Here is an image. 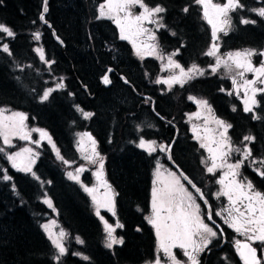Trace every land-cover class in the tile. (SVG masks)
<instances>
[{
    "label": "trees",
    "instance_id": "obj_1",
    "mask_svg": "<svg viewBox=\"0 0 264 264\" xmlns=\"http://www.w3.org/2000/svg\"><path fill=\"white\" fill-rule=\"evenodd\" d=\"M92 1H48L49 11L45 18L62 46L52 39L50 28L38 21L40 0L0 2V23L10 26L16 33L14 39H6L12 55L0 52V107L24 113L27 125L47 132L64 159L70 165L74 164L72 166L82 160L75 136L83 132L93 136L97 151L104 157V177L116 193L115 209L119 208L124 224L121 231L116 229V236L123 237L125 243L114 245L112 249L104 246L106 232L81 187V183L90 185L89 172L84 173L80 183L70 180L53 149L34 134L33 139L39 141L38 154L32 165L35 176L14 170L7 164L5 152L0 153V264H56L52 260L54 249L41 228V224L51 217L68 236L65 246L68 252L61 258V264H140L151 257V232L138 219L136 209L142 210L147 205L154 156L132 143L141 135L145 139L168 143L174 130L150 110L146 100L121 84L118 78L108 88L100 86L98 78L109 66L118 69L138 94L149 96L160 117L177 126L174 157L178 163L181 159L185 165L192 162L190 148L181 146L189 143V138L181 139L176 120L181 106L185 111L192 110L184 104V95L188 93L207 99L214 116L233 125L228 133L233 143H239L241 136L253 135L256 137L254 146L258 143V150H262L261 154L257 153L264 156V119L263 123L253 122L239 107L236 111L231 110L234 98L227 97L220 89V83L224 90L227 88L225 82L201 77L186 84L182 91L178 92L181 87L175 85L173 91L158 93V86L149 82L156 71L155 62L147 58L138 61L132 56L128 47L117 40L110 21L95 19L97 14ZM146 2L150 6L161 4L167 8L164 21L170 32L176 33L173 36L161 30L157 32L162 51L177 49L182 41L186 44L188 35L192 38L195 34L193 29L185 30L189 26L188 19L182 17V5H177L176 0ZM31 31L41 33L44 61L33 50ZM257 34L251 40L257 44L264 42V32ZM205 47L201 42L193 48H180L182 51L176 60L181 57L197 60ZM144 70L149 72L148 77H144ZM61 78L65 88L41 102L42 91L55 87ZM80 85H85L93 97L89 98ZM76 105L94 115L85 120ZM0 147H3L1 141ZM5 174L12 179L4 181L2 176ZM46 197L51 199L53 210L43 202ZM99 212L103 214V211ZM135 225L141 231H133ZM77 236L83 244L77 243ZM82 256L90 259L84 260Z\"/></svg>",
    "mask_w": 264,
    "mask_h": 264
},
{
    "label": "snow or ice",
    "instance_id": "obj_2",
    "mask_svg": "<svg viewBox=\"0 0 264 264\" xmlns=\"http://www.w3.org/2000/svg\"><path fill=\"white\" fill-rule=\"evenodd\" d=\"M194 3L201 7L204 20L211 25L212 43L204 53V55L215 59V63L209 65L211 72L215 74L221 68L225 69L231 75L234 90L237 94H239L241 89L243 90V111L245 113H252L251 118L253 120L264 119V116L258 115L254 111V108L264 106V60L258 66L253 63L254 56L264 57V50L257 51L254 48H245L221 54L219 43L221 39L219 34L222 33L223 36H228L234 27L232 14L246 9L257 17L264 19V7L247 8L243 0H222V2L194 0ZM136 7L141 10L139 14H135L133 11ZM189 10L188 6L182 9L184 13H188ZM48 11V0H42V11L39 14V21L45 24L48 23L45 18V14ZM166 12L167 8L164 5L157 4L150 6L146 0H103V2L99 3L98 15H96L95 19L111 20L119 29L120 39L131 42L136 55L140 59H144L145 56H154L161 61L166 60L167 63L161 64V71H167L169 75L166 78L158 76L153 83L167 85V89L170 92L174 85H179L183 88L197 77L204 76L205 69L195 62L185 68L174 58L180 54V48L175 49L167 55L161 50L156 32L162 29L169 30L162 15ZM146 23L154 25V29L145 27ZM240 23L243 25H254L257 21L241 15ZM48 26L51 27L50 24ZM0 34H5L7 38L14 39L16 37L14 30L5 23H0ZM33 35L37 41L41 39L39 31L33 33ZM171 35L175 36L176 33L171 32ZM143 36H147V40L150 42L141 41L138 46L137 40ZM57 38L59 39V37ZM182 47H184L183 44L181 45ZM0 51L12 55L8 43H3L0 46ZM36 51L40 54V59L44 61V51L39 48ZM47 63L51 64L53 61H47ZM111 71L112 69L109 68L108 72ZM246 73H252L253 78L248 79L245 75ZM146 75L148 74L146 73ZM237 77H239L242 83L238 82ZM121 79L126 84L130 83L125 77H121ZM102 82L105 85L112 83L107 73L102 77ZM64 88L65 84L61 78L56 83L55 88L49 87L43 92L40 96V101H47L53 92ZM221 91L225 90L222 88ZM228 94L231 95L232 93ZM258 94L261 95L262 99L258 100ZM188 100L195 103L198 109H206L209 113L212 112V107L207 99L189 95ZM145 103L152 104V110L157 116L160 115L156 111L154 102H152L150 97ZM76 110L82 114L85 120L90 119L94 115L92 112L83 110L79 105H76ZM9 111L6 107H0V137L3 138L4 145L11 146L12 136L18 137L21 140H30V133L26 131L27 126L24 123L27 119L26 115L18 111H11L10 114H6ZM233 111H236L235 107H233ZM200 115V111L190 114L188 117L189 121L193 117L199 119ZM160 118L164 119V117ZM213 121L218 126V130L210 138L207 135L201 136L199 126L195 124L192 127V132L194 138L199 142L200 148L206 150L208 153L207 157L202 155L200 161L202 165H205L206 172L215 175L218 169H227V171H223L216 181L220 185V189L215 193V196L217 198L226 197L229 206L221 211H216L214 215L221 217L228 228L233 229L235 233L245 237L244 241L235 239V249L243 264H264V260L258 255V248L253 246L255 242H260V245L264 246V192L257 190L254 182L248 177L242 176L240 172L242 166H245L246 162H248V165H259L254 167L253 171L259 177L264 178V158L259 160L253 158L254 150L249 145L254 143L256 140L255 136L244 135L241 141L243 147H235L231 137L228 135L229 129L233 128V125L215 116H213ZM204 123L205 125L208 123L207 118H205ZM31 131H38L41 139L47 137L48 143L56 154V158L63 161L66 165L69 164V161L64 159L60 154V150L56 147L47 132L41 129H31ZM208 131L205 128V132L207 133ZM77 135L79 137L77 147L81 152L84 151L83 143L85 138L91 144L90 154L83 155V159L89 164L98 165L97 170L93 172L98 181V187H88L82 183L81 187L92 196L93 202L97 206V215L100 214V207H104L115 216L114 196L116 193L113 192L111 185L104 179V157L97 151V141L88 132L78 133ZM109 142L111 143V139ZM35 143L39 146V141ZM175 143L174 139L171 143L165 144L157 143L156 140H146L143 135L139 137L136 145L138 148L145 150L149 156L157 152L167 154V159L174 168L171 171L164 170L166 171L167 178L160 181L163 185L162 187L155 186L157 181H153L151 215L145 216V220L155 230L157 240L156 250L157 253L163 252L167 257L165 264H182L173 253V249L175 248L183 250V255L187 258L183 264H203L202 254L210 251V245L214 241L218 242L224 233L223 230L219 233L214 230L219 229L220 225L216 224L211 211L206 213V219L207 221H211L212 224L210 225L205 221V215L202 214L201 205L197 201L202 200L205 205L208 204V201L205 199V194L201 188L184 173L176 162L174 157ZM3 152H5V149L0 147V153ZM232 153H239L240 158L230 163L229 158ZM6 155L12 167L17 169V171L31 173L35 176L32 165L35 163L36 154L33 153L31 148H24L14 154L6 153ZM154 159L155 174L160 176L163 164H161L158 158L154 157ZM209 161H211L210 164L208 163ZM84 171V167H79L75 169V172L69 171L67 176L70 180L80 183V174ZM238 177L240 178L238 179ZM2 179L9 181L12 177L5 174L2 176ZM182 180L187 185H190L194 191H190L185 186V183H182ZM99 187L106 190L104 193L105 199L102 203L95 195ZM13 190H15L14 185ZM43 202L49 208H53L51 199L46 197ZM101 220L104 222V231L107 234L104 246L112 249L114 245H123L125 243L123 237L118 238L115 233L116 229L123 228L124 225L119 220H117L115 226L108 223L103 217H101ZM54 224L55 221H50L48 224L41 225V227L47 233L48 240L56 250L52 256V260L56 264H61V258L68 252L64 244L67 234L63 229L59 233H54L50 227V225ZM136 231H141V228L137 227ZM76 241L79 244L84 243L79 236L76 237ZM72 254L80 255V253ZM82 259L89 260L90 258L82 256ZM223 259H227V257H223ZM146 264H161V257L157 254L154 260L148 261Z\"/></svg>",
    "mask_w": 264,
    "mask_h": 264
},
{
    "label": "flooded vegetation",
    "instance_id": "obj_3",
    "mask_svg": "<svg viewBox=\"0 0 264 264\" xmlns=\"http://www.w3.org/2000/svg\"><path fill=\"white\" fill-rule=\"evenodd\" d=\"M100 2H103V0H93L92 1L94 12L97 15H98V6H99ZM214 2H222V0H214ZM243 3L247 6V8L264 7V0H243ZM176 4L177 5L181 4L182 9L185 6L189 7L190 10L188 13H184L183 11H181V14L183 15L182 16L183 18L188 19V25L189 26L185 27V30L187 32H189L190 29H193L194 33H195L192 35V38L189 37V35H188V39L186 40L187 45L185 44L184 41H182V43L179 44L178 48H181L182 44L184 45V47L187 46V48H193V47L199 45L201 42H203L206 46L202 50L203 55L201 57H198L197 60L193 61L191 59H185V58L181 57V59L179 58V62L184 67L191 66L193 64V62H195L200 67L204 68L205 72H209L207 68H209L210 63L213 64L215 59L212 57H208V56L204 55V53L208 50L210 44L212 43L211 25H209L204 20L202 9L199 5H196L194 3V0H176ZM133 11H134V9H133ZM178 14H180V13L178 12ZM162 15L165 17L164 14H162ZM241 15L246 17V18H249V19H254L257 21V23L254 25L253 24L243 25L240 23V16ZM232 16H233V26L234 27L229 32L228 36H223L222 33L219 34L221 36V39L219 41L220 53L226 54L230 51L243 50L245 48H254L257 51L264 50V42L257 44V41L251 40L254 37V35H258L257 33L264 32V19L257 17L254 13H251V12L247 11L246 9L242 10V11H238L237 13L232 14ZM108 21H110V23L113 26V32L115 33L117 40H119V42H122L126 47H128V49L130 51V43L131 42H129L128 40H121L120 34H119V29L116 27V25L111 20H108ZM161 31H164L166 35H171V32L169 30L162 29ZM157 32H156V35H157ZM170 37H172V36H170ZM240 37H242V38H240ZM145 38H146V36L140 37L138 39V41H143V40H145ZM236 39H239V41H236ZM170 51H174V50H169L167 52H170ZM180 51H182V50L180 49ZM181 56H183V54H181ZM174 58L176 59V57H174ZM147 59H150V58H147ZM150 60H153V59H150ZM262 60H264V57H261L258 55L253 57L254 65L258 66ZM119 74H121L119 72V70L113 68V71H111L109 74V78L112 81L111 84H114L113 80L117 79ZM245 75L248 79L253 78L252 73H246ZM201 77H212V78H215V79H218V80L225 82L227 84V88H225L224 93L227 95V97L234 98V101H232L234 104H231V110H233V107H235V108L239 107V110H241L243 113H245L243 111L244 93H243L242 89L239 91L240 93H242L240 95L236 94L234 91L232 92L231 95H229L228 93H231L230 88H232L231 82L229 81V79H227L225 77H220L216 73L215 74H205L204 76H200L197 78H201ZM230 80L232 81V79H230ZM238 80H239V78H238ZM239 82H240V80H239ZM111 84L109 86H111ZM220 85H221L220 89H222V88L224 89V86L221 83H220ZM100 86H101V84H100ZM257 86H260V85H257ZM182 89L183 88H180V91H182ZM167 92H169V91H167ZM187 95L201 97L200 95H195V94H190V93H188ZM257 98H258V100L262 99L260 94H258ZM143 100H147V99H143ZM184 104L188 105V107H190V109L193 110L194 106H193L192 102L185 101ZM254 111L258 115L264 116V106H262L261 108H254ZM186 112H189V111H185L184 107L181 106L180 110H179V114H178V119H176V120L178 121V125H179L178 127L181 130V133H180L181 139H183L185 136H188V138H189V143H183L181 146H183V149H185L187 146L190 148L189 153H190V157L192 158V162L189 165L188 164L185 165L184 161L182 159H181L182 162H180V163H178L177 161L176 162L179 164L180 168L184 171V173L186 175H188L195 182V184L201 188V190L205 194V199H207V201H208L207 205H205L202 200L197 201V203H199L201 205V211H202V214L205 215V221L207 223H209L210 225L212 224L211 221H207V219H206V213L208 211H211L213 213V219L215 220L216 224L220 225L219 229H214V230L218 231V233L221 230H223V233H224V235L222 237H220L218 242L214 241L213 244L210 245V251H206L205 253L202 254L203 264H243V261L240 259V256L236 252V249H235V239H239L241 241H244L245 237L240 236L237 233H235L233 229L228 228V226L224 223V221L221 217L214 215V213L216 211H221L222 209L227 208L229 206L228 200L226 197L217 198L216 196L213 197V195H211V191L217 186V182H216L217 179L220 177V175L223 173V171H227V169L226 168L225 169H218L217 173L215 175H211V174H208L206 172L205 167L200 163V159H201L200 156L203 155L204 149H201L199 144L198 145L196 144V142L192 139V135L188 132L187 127L184 124H181V119L183 118V114ZM211 114H212V116H214L213 111L211 112ZM245 114L248 115L250 121H253V122L261 121L263 123V120H253L251 118L252 113H245ZM176 129H177V126H176ZM177 134H178V132H177ZM176 137H177V135H176ZM242 139H243V136H241V138L239 139L240 140L239 143H233V145L234 146L240 145ZM163 142H165V141H163ZM168 143H165V144H168ZM132 144L136 148H138L136 146L137 145L136 143H132ZM252 144H250L249 147L253 148V150H254L253 158H255L257 160L264 158V156H262V155L260 156L258 154V153H260V154L262 153L261 152L262 150L261 151L258 150V148H259L258 143H256V146H254L255 143H252ZM138 149L141 150L140 148H138ZM141 151H143V150H141ZM159 154L163 156L162 161L164 163H166V165L169 167L170 171L174 170V168L172 166H170L169 163L167 162L165 153L159 152ZM181 155L183 156L184 153L181 152ZM153 156H154V154H153ZM232 158L234 160L238 159L236 157H232ZM229 162L233 163L230 160H229ZM257 166H259V165H248V162H246L245 166H242L240 172H241L242 176H246L254 182V185H255L257 190L264 192V178L259 177L253 171V168L257 167ZM154 168H155V159H153V166H152V170L150 172L151 177H152V172H153ZM201 174H202V178L199 177V175H201ZM239 178L240 177H238V179ZM104 179H105V177H104ZM182 182L185 183V186L188 187L190 191H193L191 189L190 185H187V183L183 180H182ZM152 185H153V182L151 179L150 180L149 196L147 199V205L144 206L142 208V210H140L139 208L136 209V213H138V215H137L138 219L142 222L143 226H147L149 228V230L151 232V239H152L151 257L149 258V260H144L140 264H146V262L154 260V256H155V245H156L155 242L157 241L154 237V231L155 230L145 220V216L151 215ZM115 212H116V215L113 216L111 212H109L107 209H105L103 211L102 217L104 218V220L108 221V223L112 224L113 226H115V223L117 222V220H119V222L121 224H123V221L119 215V208H116ZM225 215H226V213H225ZM109 221H111V222H109ZM102 224H103V230H104L103 220H102ZM137 227L138 226H136V225L133 226V231H136ZM122 229L123 228H118L119 231H121ZM136 232H139V231H136ZM115 235H116V233H115ZM106 236H107V234L105 235V238H106ZM253 246L258 248V255L261 257L262 260H264V246H261L260 242H255L253 244ZM180 252L183 253V250L179 249V248L173 249V253L176 254L177 259L182 262L183 257L181 256ZM223 257H227V259H223Z\"/></svg>",
    "mask_w": 264,
    "mask_h": 264
},
{
    "label": "rangeland",
    "instance_id": "obj_4",
    "mask_svg": "<svg viewBox=\"0 0 264 264\" xmlns=\"http://www.w3.org/2000/svg\"><path fill=\"white\" fill-rule=\"evenodd\" d=\"M141 10L138 8V7H136L135 9H134V13L135 14H139V12H140ZM147 24V23H146ZM145 24V27H147V28H150V29H154V25H151V24H147L146 25ZM31 33L33 34V33H35V31H31ZM6 39H8L7 37H6V35L5 34H0V46H2V44L3 43H6ZM144 42H150V41H148L147 40V36H146V38H145V40H143ZM32 42H33V50H34V52L36 53V55L38 56V57H40V54L36 51V49H42L41 48V45H40V40H36L34 37H32ZM140 43H141V41H138L137 40V44H138V46L140 45ZM116 51V50H115ZM130 51H131V54H132V56H134L136 59H138V61H140V60H142V59H140L137 55H136V51H135V49L133 48V46H132V43H130ZM1 52V51H0ZM164 52V51H163ZM173 51H170V52H164L166 55L167 54H170V53H172ZM144 58H150V59H153L154 61H155V69H156V72L155 73H153V78L151 79V81H149V82H151V84L150 85H156V86H158L157 88H158V93H164V92H167L168 91V89H167V85H163V84H155V83H153V81L159 76V77H164V78H166L168 75H169V72H167V71H161V64L162 63H167V61L165 60V61H161L160 59H158V58H156V57H154V56H145ZM215 63V60H214V62H213V64ZM211 64V63H210ZM187 67H189V66H187ZM187 67H185V68H187ZM208 69V71L209 72H205V74H213L212 72H211V70H210V68H207ZM178 71V70H177ZM238 71V70H237ZM143 75H144V77H148V75H146V73L147 74H149V72H147L146 70H144L143 72ZM216 74L218 75V76H220V77H225V78H227V79H229V81L231 82V86H232V88H230V92L232 93L233 91L237 94V92L234 90V85H233V83H232V81L230 80L231 79V75L225 70V69H223V68H221L220 70H218L217 72H216ZM234 74V73H233ZM239 77H237V79H238ZM238 82H239V80H238ZM240 83H242L241 81H240ZM175 86V85H174ZM173 86V87H174ZM47 88H49V87H47ZM47 88H45L43 91H42V94H43V92L47 89ZM51 88H55V87H53V86H51ZM173 89V88H172ZM171 91H173V90H171ZM178 92L180 91V89L179 90H177ZM177 93V92H176ZM41 94V95H42ZM240 94H242V93H240L239 92V95ZM185 96V101H190V100H188V96L189 95H184ZM195 97H197V98H203V97H199V96H195ZM190 102H192V101H190ZM193 103V102H192ZM193 110L192 111H189V112H186V113H184L183 114V118L181 119V124H184L186 127H187V129H188V132L192 135V139L196 142V144L198 145L199 144V142L194 138V134H193V132H192V127H193V125L195 124V125H197V126H199V131H200V135L201 136H205V135H207L209 138L211 137V136H213L214 134H216V131L218 130V126L214 123V121H213V116H212V114L211 113H209L206 109H198V107H197V105L195 104V103H193ZM7 108V107H6ZM9 109V108H8ZM10 111L8 112V113H6V114H10V112L11 111H17V110H12V109H9ZM197 111H200V113H201V115H200V118L199 119H197V118H195V117H193V119L191 120V121H189V115L190 114H193V113H196ZM18 112H20V111H18ZM79 114H80V116L81 117H83L82 116V114L79 112ZM205 118H207V121H208V123L205 125V123H204V121H205ZM25 125L27 126L26 127V131H29V133H30V137H31V139L30 140H21V139H19L18 137H15V136H12L11 137V140H12V144H11V146H8V145H4V143H3V138L2 137H0V141H1V145L4 147V149H5V156H6V160H7V164H9L11 167H12V165H11V162L7 159V155H6V153L7 154H14V153H16V152H19V151H21L22 149H24V148H31L32 150H33V153H35L36 155L38 154V145L35 143L36 142V139H33V135L34 134H37L38 135V137H39V139L41 138V136L36 132V131H31V129H35V128H33V127H29L28 125H27V122H26V120H25ZM205 128H207L209 131L206 133L205 132ZM78 139H79V137H78V135H76L75 136V140H74V142H75V145H77V141H78ZM146 140H155V139H146ZM41 141H45V143H47V144H49L48 143V139H47V137H45L44 139H42ZM138 141H139V139H137V141L135 142L136 144L138 143ZM157 141V140H156ZM157 143H160V141H157ZM244 143H247V142H244ZM85 146L83 147L84 148V151L83 152H81L80 150H78V148H77V150L79 151V155H80V158L82 159V160H80L78 163H76L75 164V166H72V165H74L73 163H72V165H70V164H64L63 163V161H61L62 162V168L64 169V174L66 175V177H68L67 176V173L69 172V171H72V172H75V169L76 168H79V167H84L85 168V171L84 172H82L81 174H80V178H83V176H84V173H86V172H89V177L91 178L92 177V181H90V185H88V187H98V181H97V179H96V177L93 175V172H95L96 170H97V167H98V165H94V164H89L86 160H84L83 159V155H85V154H90V152H91V146H90V144H89V142L87 141V139L85 138V140H84V143H83ZM49 146L52 148V146L49 144ZM235 147H243V144L241 143L240 145H238V146H235ZM141 150H143V149H141ZM145 153H147L145 150H143ZM154 154V157L155 158H158L159 160H160V162H161V164H163V169H162V171H161V174H160V176H157L156 174H155V168H154V170H153V172H152V177H151V179H152V182L153 181H157V184L155 185V186H157V187H162L163 185L160 183V181H162V180H165L167 177H166V171H164V170H170L169 169V167L166 165V163H164L163 161H162V158H163V156L162 155H160L159 154V152H157L156 154L155 153H153ZM202 156V155H201ZM201 156H200V158H201ZM203 156L204 157H207L208 156V153L206 152V150H204V152H203ZM232 157H236V158H240V154L239 153H232V155H231V157L229 158V160L231 161V162H235L236 160H234ZM35 158H36V156H35ZM200 161H201V159H200ZM201 163V162H200ZM209 164L211 163V161H209L208 162ZM204 167H205V165H203ZM13 168V167H12ZM14 170H17V169H15V168H13ZM199 177H201L202 178V174L201 175H199ZM183 183V182H182ZM153 186H154V184L152 185V188H153ZM219 189H220V185L219 184H217V186L211 191V195H213V197H215V193H217L218 191H219ZM105 189L104 188H102V187H99L98 188V192L97 193H95V195L97 196V199L98 200H100L101 201V203L103 202V200L105 199V197H104V193H105ZM85 192V191H84ZM86 193V192H85ZM87 194V196H88V198H89V200H90V203H91V207H92V210H93V212H94V214L97 216V218L101 221V223H102V220H101V217H102V215H97V206H96V204L93 202V199H92V196L91 195H89L88 193H86ZM43 201H44V199H43ZM47 205V204H46ZM48 206V205H47ZM52 209V208H51ZM106 208H104V207H100V209H99V211H104ZM53 210V209H52ZM202 212V211H201ZM50 221H55V224L54 225H50V227H51V230L54 232V233H59V231L62 229L61 228V226L58 224V222L56 221V219L54 218V217H51L50 219H48L47 221H45V222H43L41 225H43V224H48ZM103 225V224H102ZM42 228V227H41ZM42 230H43V232L45 233V235L47 236V233L44 231V229L42 228ZM64 230V229H63ZM65 231V230H64ZM67 234V233H66ZM154 237H155V239H156V236H155V231H154ZM67 239H68V236H66V238H65V240H64V244H65V246H66V243H67ZM105 241H106V238H105V236H104V245H105ZM156 243V245H155V256H154V259H155V257H156V255L158 254L160 257H161V264H165V262L167 261V257L164 255V253L163 252H159V253H157V241L155 242ZM50 244H51V242H50ZM52 246V245H51ZM53 247V246H52ZM54 249V248H53ZM56 250L54 249V252H55ZM175 254V253H174ZM180 254H181V256L183 257V261H182V264H183V262L184 261H186V257H184V255H183V253L182 252H180ZM176 255V254H175Z\"/></svg>",
    "mask_w": 264,
    "mask_h": 264
},
{
    "label": "water",
    "instance_id": "obj_5",
    "mask_svg": "<svg viewBox=\"0 0 264 264\" xmlns=\"http://www.w3.org/2000/svg\"><path fill=\"white\" fill-rule=\"evenodd\" d=\"M49 1V0H48ZM42 11V0H41V4H40V10H39V13H38V21H39V14H40V12ZM45 16H46V14H45ZM42 25H44L45 27H47V28H50L48 25L50 24L48 21V23L47 24H45V23H43V22H41V21H39ZM50 32H51V36H52V39L57 43V44H59L60 46H62L63 45V43H61V40L60 39H58L57 38V36H56V34H55V31L52 29V28H50ZM109 68H111L112 69V71H113V68L111 67V66H109V67H107L106 68V70L103 72V74L98 78V82H99V84H101V86H103L104 88H107L109 85H105V84H103V82H102V77L107 73L108 75L110 74V72H108V69ZM121 77H125L123 74H119L118 75V80L121 82V84H123L124 86H126V87H128L129 89H131V91L135 94V95H137L138 97H141L142 99H148L149 98V96H147V95H141V94H138L136 91H135V89L133 88V86L130 84V83H128V84H126V83H124V80H122L121 79ZM80 88H82L83 90H84V92L86 93V95L89 97V98H92L93 96L92 95H90V94H88V90H87V88H86V86L85 85H80ZM150 110L151 111H153L152 110V104H150ZM162 122H164L166 125L168 124V125H170L173 129H174V133H173V136H172V138H171V140L169 141V143H171L172 141H173V139L175 140V138H176V135H177V129H176V126H175V124L174 123H169V120H166V119H161L160 118V116H157ZM90 143V142H89ZM160 143H165V142H160ZM84 145V144H83ZM91 145V144H90ZM165 156H166V159H167V154H165ZM167 162L169 163V165L171 166V164H170V162L168 161V159H167ZM193 190V189H192ZM194 191V190H193ZM204 202V201H203Z\"/></svg>",
    "mask_w": 264,
    "mask_h": 264
}]
</instances>
